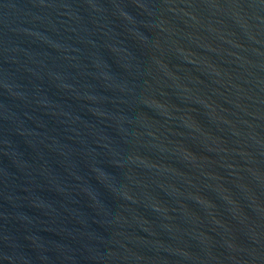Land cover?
<instances>
[{"label":"water","instance_id":"obj_1","mask_svg":"<svg viewBox=\"0 0 264 264\" xmlns=\"http://www.w3.org/2000/svg\"><path fill=\"white\" fill-rule=\"evenodd\" d=\"M0 264H264V0H0Z\"/></svg>","mask_w":264,"mask_h":264}]
</instances>
